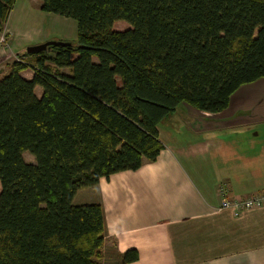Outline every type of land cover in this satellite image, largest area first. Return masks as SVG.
<instances>
[{"label":"trees","instance_id":"trees-1","mask_svg":"<svg viewBox=\"0 0 264 264\" xmlns=\"http://www.w3.org/2000/svg\"><path fill=\"white\" fill-rule=\"evenodd\" d=\"M16 1L0 0V33ZM41 1L78 37L0 78V264H101L103 207L77 192L155 162L184 105L220 113L264 78V0Z\"/></svg>","mask_w":264,"mask_h":264},{"label":"crops","instance_id":"crops-1","mask_svg":"<svg viewBox=\"0 0 264 264\" xmlns=\"http://www.w3.org/2000/svg\"><path fill=\"white\" fill-rule=\"evenodd\" d=\"M28 2L42 8L41 0ZM11 18L0 33L8 39L0 48V78L28 46L46 41L17 40ZM159 133L164 149L155 162L102 178L75 196V204L103 207L101 264H264V207L220 209L223 198L264 192V78L241 86L220 113L184 105ZM134 249L138 260L123 263Z\"/></svg>","mask_w":264,"mask_h":264},{"label":"rangeland","instance_id":"rangeland-1","mask_svg":"<svg viewBox=\"0 0 264 264\" xmlns=\"http://www.w3.org/2000/svg\"><path fill=\"white\" fill-rule=\"evenodd\" d=\"M35 6V3L28 2V0L16 1L8 20L12 17L11 27L13 30H16L15 38L17 40L21 39L20 41L31 42L32 44L40 42V40H46L45 42L68 41L71 43L77 40L78 29L75 20L44 12ZM113 28L116 31H125L130 28V25L124 21H118L114 24ZM20 52L25 53L26 49L22 48ZM19 58L21 57H17L16 60ZM63 72L69 73V70L65 69ZM37 92L40 94L39 89ZM24 159L28 163L35 162L29 153L24 154Z\"/></svg>","mask_w":264,"mask_h":264},{"label":"built area","instance_id":"built-area-1","mask_svg":"<svg viewBox=\"0 0 264 264\" xmlns=\"http://www.w3.org/2000/svg\"><path fill=\"white\" fill-rule=\"evenodd\" d=\"M7 44L6 35L2 34L0 36V48H5ZM262 207H264V192L241 199L223 198L220 209H232L241 213L245 210L258 209Z\"/></svg>","mask_w":264,"mask_h":264},{"label":"water","instance_id":"water-1","mask_svg":"<svg viewBox=\"0 0 264 264\" xmlns=\"http://www.w3.org/2000/svg\"><path fill=\"white\" fill-rule=\"evenodd\" d=\"M71 43L65 42V41H47L45 43H42L40 45L31 46L27 48V53L29 54H36L46 51L49 47L52 46H70Z\"/></svg>","mask_w":264,"mask_h":264}]
</instances>
